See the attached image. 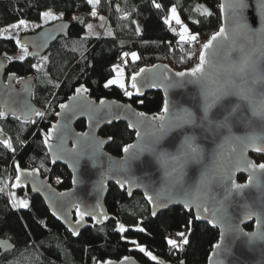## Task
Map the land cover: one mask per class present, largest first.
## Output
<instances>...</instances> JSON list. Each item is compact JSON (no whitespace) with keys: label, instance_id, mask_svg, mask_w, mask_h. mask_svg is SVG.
Masks as SVG:
<instances>
[{"label":"trees","instance_id":"trees-1","mask_svg":"<svg viewBox=\"0 0 264 264\" xmlns=\"http://www.w3.org/2000/svg\"><path fill=\"white\" fill-rule=\"evenodd\" d=\"M156 2L164 5L163 11L151 7V0H100L97 15L93 17L90 14L92 8L86 0H0V30L21 18L28 22L39 21L43 11L62 14L72 24L69 35L52 45L43 57V63L42 58L30 55L24 61L9 60L6 79L14 75L18 83L20 79L36 77L34 100L40 111L45 112V117H38L35 123L13 116L0 119V129L3 130L0 140H10L12 144L11 148L0 144V187H4V191L0 192V239L10 240L15 245V250L4 255L0 264H94V261L121 260L128 256H134L142 264H154L129 242V238L137 240L141 247L172 264L181 261L184 264H208L219 240L217 229L195 219L192 213L181 207H172L154 218L141 194L137 193L129 199L126 191H121L115 184H110L105 202L115 220L102 227L85 229L78 237L66 230L51 215L43 200L29 190H12L17 198L28 196V209H13L8 195L15 181L17 163L21 168L38 169L44 177L49 176L59 191L71 189V173L64 166L51 164L42 133L50 130L56 121L59 105L72 96L77 87H87L88 94L96 100L115 99L129 102L150 115L162 113L164 96L161 92L147 94L140 103L141 100L125 96L117 85L104 88L102 84L105 79H112L116 74L113 65L122 60L123 52L138 53L140 59L133 62L129 55V68L121 67L126 68L128 84L133 72L157 63H166L177 71L190 70L199 62L200 48L218 31L222 21L220 0ZM171 6H176L181 20L193 32L199 33L195 45H182L183 52L176 45L179 38L171 31L175 26L179 31V26L174 21L171 27L163 23ZM197 7H200L201 13L207 7L214 15L205 18L195 12ZM100 18L108 20L111 31L102 36L87 34L88 25ZM197 20L199 23H195ZM137 24L141 29L140 34L135 31ZM169 41H172L171 49ZM18 52L19 45L15 39L0 36V56L8 58ZM33 64H39L40 69L32 68ZM56 84L60 86L57 88ZM128 89L131 91L129 85ZM76 129L85 131L86 123H77ZM100 135L111 137L112 143L107 151L117 157L122 156L123 147L135 139V133L123 122L104 128ZM253 158L257 163L264 162L261 156L255 155ZM238 181L243 183L246 177L240 176ZM188 220H192L190 244L183 251L171 249L167 239L171 238L173 231L187 233ZM139 221H143L140 226L146 229L145 233L131 230ZM118 224H124L129 229L123 234L124 238L116 231ZM245 228L252 230L253 224Z\"/></svg>","mask_w":264,"mask_h":264},{"label":"water","instance_id":"water-1","mask_svg":"<svg viewBox=\"0 0 264 264\" xmlns=\"http://www.w3.org/2000/svg\"><path fill=\"white\" fill-rule=\"evenodd\" d=\"M227 3L228 0H220V5H227ZM220 5L221 26L234 29L235 25L230 21L229 10L225 8L221 11ZM247 17L249 23L254 28L259 27V24L255 22L257 17L253 8L248 9ZM62 23H67L68 27L62 29ZM71 27L72 24L69 20H58L42 27L35 33L24 35L21 41L28 47L30 53H32L30 55L31 57L43 58L55 42L69 35ZM238 43L244 44L247 50H259L261 47V37L256 35L249 36L247 39L241 38ZM257 55H259L258 51ZM238 56L239 52L233 51L231 60L235 61ZM8 67L9 59L6 56H0V111H9L10 113L12 110H15L17 116L20 117L19 119L26 122L37 121L38 116L35 115V112H39L40 107L34 101L36 77L23 78L16 83L14 75H10L6 79L5 76ZM143 69H146V71L138 77L142 85L143 95H136L134 92L131 98L143 100L149 93L161 92L164 96V104L165 101H168L171 107V112L167 114L169 117L173 113H178L180 109L197 111L201 107L203 101L198 85L184 83L183 86H168L169 81L164 79L165 76H173L174 80L180 79L174 77L173 74L178 71L170 65L157 63L149 67H143ZM229 70L230 62L226 51L221 50L216 57V73L220 79H226ZM191 79L193 78H184L186 81ZM153 83L159 86H148ZM131 91L133 90L131 89ZM74 96H76V92L62 103L68 104L70 107L75 105L74 111L62 112L59 107L57 109V113L61 114L57 115L56 113V122L53 124L59 125L50 140L53 151L49 152L47 146L44 145L51 164L53 166H64L71 173V189L59 191L51 183L50 177H44L38 169L21 168L34 174L28 177L27 182L21 184L20 187H13V191L16 192L22 189L29 190L32 194L39 196L51 215L74 237H78L85 229L95 226L102 227L112 220H115V217L107 210L105 203L110 184H115L121 191H126L127 194L130 191L131 195H128L129 199H132L137 193L141 194L147 202L150 212H152L153 205L149 204L146 199L145 187H138L136 183L139 182L142 185H146L147 190L153 194L159 192L169 203L167 209L158 210V216L161 212L167 211L172 207H181L186 210L183 203L180 202L184 199L183 190L198 184L202 180V174L207 173L208 182L205 191H207L209 197L207 201L209 213L207 214L208 219H199V221L217 229L219 231V240L217 243H221V229L219 226L214 227L210 224L209 219L212 216V212L221 207L219 202L224 199L225 189L227 187V181L224 178L234 173L233 178L237 183L246 184L249 177V171L245 170L247 161L256 162L253 156L256 155L264 158V154L256 153L251 148H245L240 143L224 142L222 137L197 130L199 137L198 143L204 149L203 158L199 163L187 164L183 168L182 177L179 171L175 172L172 179L176 180L178 178L179 183L173 184L172 182L165 181L166 167L150 150L152 138L146 137L144 141H141L136 136L137 128L141 132H144L148 130L149 122L158 123L157 121L151 120L154 115L145 113L147 117V120H145L137 115L141 111L129 102L107 98L96 100L88 92L83 93L75 100L72 99ZM101 100L105 101L104 105L100 104ZM158 115H164L163 110L161 114L155 116ZM8 116L12 115L9 114ZM81 121L86 123L85 131H78L76 129L77 123ZM118 122L126 123L130 130L135 133V139L131 144H142L145 146V151L140 155L139 159L130 162L127 172H121L120 170L121 164L126 158L125 154L122 153V156L117 157L109 153L107 147L111 145L112 139L100 135L104 128ZM130 125H135V127H130ZM183 131H187V129ZM183 131L177 130L168 133L159 142L158 148L168 153H176L183 138ZM245 131L243 127L234 129L235 134L238 136H243ZM83 133H87V136L82 135ZM233 148H235V151H233ZM54 159L55 163H53ZM174 166V163H169L167 169L172 170ZM112 176H119L121 179L127 177L132 183L129 184L126 182L125 187L121 189L116 184L115 179L110 178ZM240 176H245L246 181L243 183L239 182L238 178ZM258 176L264 182V175L258 173ZM74 177L80 182L74 184ZM60 193H69L70 195L68 197H61L59 195ZM260 196V191L255 187L245 189L243 195L233 193L230 200L225 201L227 214L234 218L241 217L244 212L242 205L245 203H258ZM97 202L102 206L105 216L97 217L96 219L86 216L82 223L77 224L76 221L79 219V216L75 204H80L81 210L87 211L91 210ZM187 212L192 213L195 217L194 207L191 212ZM220 214L218 213V215ZM251 223L253 224V229L247 230L245 227ZM240 228L244 232H255V218L243 221L240 224ZM73 230L78 231L79 235H74ZM224 243L230 247V254H226L222 250H217L214 246L208 264H218L221 260L224 261V264H264V242L257 241L254 244H249L246 238H233L231 234H228ZM0 245L7 246L0 247V259L15 250V245L10 240L0 239ZM214 252L217 255L214 256ZM145 257L154 264H172L157 256L156 261H152L146 255ZM107 261H111L112 264H142L134 256H128L127 261L124 258L121 260L109 259ZM101 262L103 264L104 261Z\"/></svg>","mask_w":264,"mask_h":264},{"label":"snow or ice","instance_id":"snow-or-ice-1","mask_svg":"<svg viewBox=\"0 0 264 264\" xmlns=\"http://www.w3.org/2000/svg\"><path fill=\"white\" fill-rule=\"evenodd\" d=\"M87 4L91 6V16L97 15L96 8L100 4V0H86ZM151 7L158 11L164 10V5L151 0ZM227 8L230 12V21L235 25L234 29H230L225 26H221L218 31L212 34L211 38L202 45L199 51L198 63L192 67L189 71H178L173 75L179 80H174L173 76H165L164 79L169 81V87L172 86H183L184 83H193L198 85L202 95V105L197 111L190 109H180L178 113H173L171 117L167 114L171 112V107L168 101H165L163 107L164 115L153 116L152 121L158 123L148 124V130L141 132L137 128L136 136L139 140L144 141L146 137L152 138L150 150L157 157V159L166 167L165 181L172 182L173 184L179 183V179L173 180L174 173L179 171L180 176L183 175V168L189 163L201 162L204 149L198 143L199 137L197 130L203 132H209L213 135L222 137L224 142H237L245 146V148H251L256 153L264 154V0H228L227 5L221 4L220 10L223 11ZM249 8H253L256 13V23L259 27L254 28L249 23L247 17V11ZM195 12L205 18L211 17L214 13L207 7H204L201 13L200 7L195 9ZM168 15L163 19L164 25L171 27L172 21H175L179 25L180 30L177 31L175 28H171V31L179 38L176 41V45L180 47L183 52L184 48L182 45H195L198 42L199 33L193 32L192 29L185 24L180 16L176 6H171L168 9ZM39 19L42 23H35L32 30L41 28L46 25L49 21L60 20L64 21L63 15H56L52 11H43L39 15ZM73 19H78L73 17ZM82 23V21H81ZM132 23H136L133 21ZM199 23V21H195ZM67 23H62L61 28H67ZM25 31L29 30V22L26 19H19L17 22L8 26V30L21 29ZM91 29V25H88ZM137 34L141 33L140 26L137 24L135 29ZM260 36L261 47L259 50L252 49L247 50L246 46L242 43H238L241 38L247 39L249 36ZM11 38V37H9ZM15 43L21 47L22 55L18 57L20 61H24L29 55L28 47L19 39L15 40ZM168 46L172 48V41L168 42ZM221 50H225L227 57L230 62V70L227 73L226 79H220L216 73V57ZM233 51H238L239 56L235 61L231 60V54ZM257 51L259 55H257ZM131 56L132 61L140 59V56L136 52H123L122 58ZM9 60L12 58L9 57ZM124 66L127 67V60L124 61ZM34 69L39 70V64H33L31 66ZM113 71L118 73L119 79L106 78L102 86L109 88L112 85H119V88L123 90L124 95L131 98L134 95H143L142 85L138 80V77L146 71L141 68L139 72H133L130 79V87L133 91H129L124 83V72L120 65H113ZM185 77H191V80H184ZM56 84L55 87H59ZM149 87H158L159 85L153 83L148 85ZM89 89L84 85H81L75 89L76 96L72 97L75 100L80 97L83 93H87ZM143 103V101H139ZM101 105L105 104L104 100L100 101ZM75 105L69 106L68 104H60L59 108L62 112L74 111ZM199 113V114H198ZM11 114L13 117L19 119L15 110L0 111V119H7L8 115ZM61 113H57L60 115ZM35 115L44 118L45 112H35ZM139 117L147 120L144 112L137 114ZM35 123V121H32ZM111 122V121H109ZM143 123V122H142ZM59 125H53L47 132L42 133L43 143L47 146L49 152L53 151V146L50 140L53 134L57 131ZM135 127V125H130ZM243 127L246 131L243 136L235 134L234 129ZM187 129V131H183ZM182 130L183 138L179 144L176 153H168L158 148L159 142L172 131ZM0 129V133H2ZM82 135L87 136V133ZM111 139V137H109ZM79 143V142H77ZM0 144H4L6 147L11 148L12 144L10 140H0ZM125 154V160L121 164V172H127L130 162L132 160L139 159L140 155L145 151V146L142 144H129L122 149ZM235 151V148H233ZM78 155H80L78 153ZM55 163V159L53 160ZM169 163H174L172 170L167 169ZM17 175L15 176V183L13 187H20L21 184L27 182V178L32 176L33 172H28L21 169L17 163L15 165ZM75 170V167H74ZM245 170L249 171L248 182L246 184L237 183L233 178V175H228L226 178L227 187L225 189V195L223 201H220V208L215 209L212 212V216L209 219V223L214 227L219 226L221 229V243H217L215 248L222 250L226 254H230V247L224 243L225 238L228 234H231L233 238H246L249 244H254L257 241L264 242V182L259 178L258 173L264 175V162L256 163L253 161H247V167ZM107 175V173H106ZM115 179V182L121 189L125 187V183L131 184L132 181L119 178V176L110 177ZM214 178V177H213ZM80 181L74 177L73 183H79ZM208 177L207 173L202 174V180L193 185L191 188L183 190L184 199L180 201L183 203L184 208L191 212L193 207L195 208V219H208L207 214L209 213V207L207 206L208 193L205 191L207 186ZM7 185H5L6 187ZM136 186L145 187V196L149 204L153 205L151 215L157 216L158 210H164L168 207V201L165 200L159 192L153 194L147 190L146 185H142L139 182ZM249 187H255L260 191L261 196L259 202H253L252 204L245 203L242 205L244 212L241 217L234 218L227 214V208L225 207V201L230 200L233 193L237 195H243L244 190ZM4 191V187H0V192ZM11 198V207L13 209L21 208L28 209L30 202L28 199H17L15 193H8ZM61 197H68L69 193H60ZM131 195V192H128ZM79 219L76 221L80 224L84 221L85 217H97L105 216L102 206L99 202L91 208V210L82 211L80 204H75ZM218 213H221L218 215ZM255 218V232H244L240 228V224L243 221L252 220ZM143 221L137 222L131 230L140 233H145L146 229L140 225ZM192 220H188L186 227L188 232L178 231L176 236L181 238L178 242L177 239H167V245L174 250L183 251L185 246L190 244L189 236L192 234ZM116 231L121 234L128 232L129 229L124 224H118ZM74 235H79L78 231L73 230ZM129 242L146 256L150 257L152 261H156L157 257L153 255L151 251L146 250L145 247H141L137 240L129 238ZM0 247H7L6 245H0ZM213 255H217L216 252ZM126 261L128 257L124 258ZM94 264H102L101 261H94ZM103 264H112L111 261H104ZM180 264H184L183 261ZM218 264H224L221 260Z\"/></svg>","mask_w":264,"mask_h":264},{"label":"rangeland","instance_id":"rangeland-1","mask_svg":"<svg viewBox=\"0 0 264 264\" xmlns=\"http://www.w3.org/2000/svg\"><path fill=\"white\" fill-rule=\"evenodd\" d=\"M54 14H56V15H62V14H59V13H56V12H54V11H52ZM56 21H58V20H55V21H49L46 25H48V24H51V23H53V22H56ZM175 22V21H174ZM35 23H42L40 20L39 21H35V22H29V30L28 31H25L23 28H21V29H19V30H17V29H11L10 31L8 30V26L6 27V28H4V29H2V30H0V36L1 37H5V38H9V37H11V38H13V39H19V40H21V38L24 36V35H26V34H31V33H34L35 31H37L38 29H40V28H37V29H35V30H32V28H33V25L35 24ZM176 24V23H175ZM46 25H44V26H46ZM91 29H89L88 28V31H87V34H89V35H96V36H102V35H104L105 33H107V32H110L111 31V28H110V25H109V22H108V20L105 18H100V19H98V20H95V21H93L91 24ZM43 26V27H44ZM179 26V25H178ZM42 28V27H41ZM175 28H176V26H175ZM211 38V37H210ZM209 38V39H210ZM29 50V49H28ZM29 53H30V50H29ZM20 55H22V50H21V47L19 46V52L17 53V54H13V55H10V56H8V58L9 57H11L12 59L11 60H19L18 59V57L20 56ZM125 60H127V58H122V60H119V62L120 61H125ZM44 62V58H42L41 59V63H43ZM118 62V63H119ZM126 68H129V63L127 62V67ZM126 68H122V70H123V72H124V83H125V86L128 88V79H127V71H126ZM112 79H119V75H118V73H116L115 74V76L112 78ZM117 86H119V85H117ZM129 90V89H128ZM35 101V100H34ZM38 105V104H37ZM47 113V112H46ZM57 113V112H56ZM56 122V121H55ZM2 134V133H1ZM11 184V183H10ZM14 184V182L11 184V191L9 190V192H11V193H14L12 190H13V185ZM17 198V197H16ZM17 199H24V198H17Z\"/></svg>","mask_w":264,"mask_h":264},{"label":"built area","instance_id":"built-area-1","mask_svg":"<svg viewBox=\"0 0 264 264\" xmlns=\"http://www.w3.org/2000/svg\"><path fill=\"white\" fill-rule=\"evenodd\" d=\"M117 65H120L121 67H124V62H123V61H120ZM23 198H24V199H29L27 195L24 196ZM176 233H177V231H173V232L171 233V238H172V239H177V241L179 242L181 238L177 237V236H176Z\"/></svg>","mask_w":264,"mask_h":264}]
</instances>
